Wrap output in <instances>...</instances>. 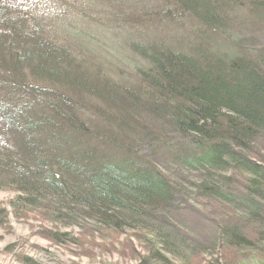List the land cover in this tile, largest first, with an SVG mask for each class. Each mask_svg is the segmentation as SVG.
Masks as SVG:
<instances>
[{
  "label": "trees",
  "instance_id": "16d2710c",
  "mask_svg": "<svg viewBox=\"0 0 264 264\" xmlns=\"http://www.w3.org/2000/svg\"><path fill=\"white\" fill-rule=\"evenodd\" d=\"M109 1L131 73L0 0V188L90 242L134 232L141 264H264V0ZM244 15L261 23L248 46Z\"/></svg>",
  "mask_w": 264,
  "mask_h": 264
},
{
  "label": "rangeland",
  "instance_id": "374dc122",
  "mask_svg": "<svg viewBox=\"0 0 264 264\" xmlns=\"http://www.w3.org/2000/svg\"><path fill=\"white\" fill-rule=\"evenodd\" d=\"M159 2L155 8L163 9L169 5V0H159ZM105 4L104 8L103 3L98 1L96 4L94 0H19V3L15 5L25 9L34 7L32 11L40 21L38 24L41 28L47 29L46 35L49 40H57L62 45L71 42L72 49L79 51L89 50L90 48L84 42L88 37L94 38L99 42V48L92 49L91 54L96 52L99 60L104 61L103 64H114V69L117 67L123 69L125 73H131L130 68L134 65V54L124 44L125 40L120 39L122 36L114 34L119 28L110 22L112 19L110 1L107 0ZM28 12L31 13V11ZM55 17L61 18L63 21L71 20L74 25L64 30L65 34L61 26L60 29L58 28L60 23L54 21ZM248 17V15H244L242 18L237 17L239 25L236 31L238 33L233 30L238 38L241 37L244 40L245 46L250 44L248 41L251 39L257 42L262 38L261 30L257 29L254 21L246 20ZM30 21V24H34V20ZM77 32L80 34L78 37L75 36ZM82 36L85 38H81ZM67 38H70V41ZM62 39L64 40L62 41ZM229 41L230 39H227L225 42ZM226 46L228 45L217 47L225 48ZM27 81L31 82V79L27 78ZM33 83L43 87L47 84H37L34 80ZM37 210L42 212L43 209L30 207L25 203L24 195L17 192L12 186L0 188V264H141V258L144 254H148L143 249L142 243L132 235H135L134 232L120 236V242L124 247L116 244L117 249H114L110 241H104L102 238L97 237L90 242L89 237L84 239L80 238V235L76 236L80 232L78 227L52 223L47 220L44 213ZM184 219L186 221L184 223L198 229L199 225L195 223L196 218H194V224L191 223L192 220ZM205 227L206 223L203 224L204 230ZM55 230L59 233H69L68 235L73 234L76 237V243L72 244L67 241L64 244L52 241L49 233ZM66 237L69 238L65 236L63 239ZM128 239L136 246V256H132V252L125 249L128 245L125 240ZM78 240L87 243L79 245ZM164 255L165 259L160 258L161 260L157 263L150 264H183L180 260L172 258L170 254L164 253Z\"/></svg>",
  "mask_w": 264,
  "mask_h": 264
},
{
  "label": "bare ground",
  "instance_id": "6f19581e",
  "mask_svg": "<svg viewBox=\"0 0 264 264\" xmlns=\"http://www.w3.org/2000/svg\"><path fill=\"white\" fill-rule=\"evenodd\" d=\"M184 1H186V3H195V1L196 0H184ZM31 17H32V14L30 15ZM31 17H29V18H31ZM32 18H34V17H32ZM31 18V19H32ZM58 20H59V18L58 17H55V19H54V21H57L58 22ZM38 22H40L37 18H36V21H34V23L36 24V23H38ZM60 22V21H59ZM58 22V23H59ZM254 23H256V24H261L260 22H258V21H255ZM31 26H34L33 24H30ZM39 25V27H41L40 26V24H38ZM53 31V30H52ZM55 31V30H54ZM182 43V47H184V48H186L187 46H189L190 44L187 42V38L185 39V40H183V41H181ZM70 147V148H69ZM69 147H67V148H69V151H72V150H74L75 149V146H69Z\"/></svg>",
  "mask_w": 264,
  "mask_h": 264
}]
</instances>
